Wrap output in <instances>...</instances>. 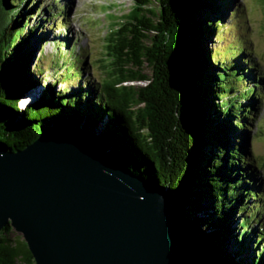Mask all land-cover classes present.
I'll list each match as a JSON object with an SVG mask.
<instances>
[{
	"label": "trees",
	"instance_id": "16d2710c",
	"mask_svg": "<svg viewBox=\"0 0 264 264\" xmlns=\"http://www.w3.org/2000/svg\"><path fill=\"white\" fill-rule=\"evenodd\" d=\"M132 1L133 11L116 21L105 39L109 59L105 79L93 80L87 56L76 51L82 57L81 76L68 78L61 56L67 58L73 50L64 53L58 42L57 54L48 65L58 74L61 69L63 78L57 74L56 82L43 81L39 86L35 75L45 73L40 63L49 59L36 56L47 44V33L36 36L44 24L68 26L59 21L67 16L64 6L56 3L34 25L33 12L43 11L40 0H0V139L4 148L17 150L47 128L94 134L114 162L185 204L192 230L228 264H264L263 178L251 152L255 124L264 135V122L258 123L264 72L253 55L249 60V55L242 54L233 62L220 55L219 29L240 9L238 0H162L172 23L176 6L181 12V21L177 20L178 27L184 25L180 44L189 57L185 93L200 133L197 145L183 143L182 154L175 147L171 155L165 153L161 140L169 124L160 121L157 112L154 119L150 113L156 104L153 88L139 90L124 84L141 78L135 69L142 63L140 37L152 0ZM68 42L69 38L65 47ZM216 43L220 47L209 50L207 46ZM33 62H39L36 72ZM85 74L88 80H83ZM61 79L69 86L55 90ZM37 87H42L39 101L19 108L20 100ZM141 103L147 107L138 108ZM11 232L7 228L0 233V264H36L26 242Z\"/></svg>",
	"mask_w": 264,
	"mask_h": 264
},
{
	"label": "water",
	"instance_id": "95a60500",
	"mask_svg": "<svg viewBox=\"0 0 264 264\" xmlns=\"http://www.w3.org/2000/svg\"><path fill=\"white\" fill-rule=\"evenodd\" d=\"M167 9L162 0L146 7L141 78L124 84L153 88L150 113L168 122L161 140L171 155L197 145L200 133L185 93L181 12L176 6L172 23ZM7 228L36 264H228L192 230L185 204L114 162L101 139L82 130L47 128L17 150L0 139V233Z\"/></svg>",
	"mask_w": 264,
	"mask_h": 264
},
{
	"label": "rangeland",
	"instance_id": "374dc122",
	"mask_svg": "<svg viewBox=\"0 0 264 264\" xmlns=\"http://www.w3.org/2000/svg\"><path fill=\"white\" fill-rule=\"evenodd\" d=\"M42 12H38L36 9L33 12L32 21L34 25L40 21L41 17H44L45 12L54 8L56 3H61L64 6V12L67 13L66 17L61 16L59 21L61 24H67V27H61L56 25L44 24L39 29L36 37H40L41 33H47V44L42 53H37L36 56H46L48 62H42L40 65L45 67V73L34 74L39 86L43 84V81H47L49 85L56 82L57 79L63 78V71L59 69V74L55 70L50 69L48 63L53 56L57 54L58 42H61V48L64 53L68 52L72 48L67 58L61 56V61L66 63V76L79 77L81 76L80 63L82 57L76 55L75 51L82 53L83 57L87 56L86 63L90 65L91 78L97 83L106 78V74L109 71V59L106 51V37L113 28V24L119 21L122 17L127 16L134 8V1L132 0H40ZM240 9L233 15L229 24H221L220 37L221 47L219 43L216 45L207 46L210 49L220 47V55L225 61H235L242 54L251 55L255 57L257 62L260 63L261 71L264 72V0H238ZM32 5H30L31 7ZM32 8V7H31ZM58 21V22H59ZM69 38L71 42L69 47H65L64 42ZM67 43V44H68ZM58 45V46H57ZM57 46V47H56ZM36 52V51H35ZM79 54V53H78ZM34 63V62H33ZM35 72L39 62H35ZM68 69V72H67ZM59 76H58V75ZM45 78V79H44ZM83 80H88L87 74L84 75ZM55 85V90H62L67 88L68 82L60 80ZM262 88V86H258ZM46 88V86H45ZM259 88V89H260ZM243 90L242 87H240ZM42 92L40 89L34 88L27 96L20 100V105L26 107L30 103L39 101ZM258 123L264 122V101L262 102L261 109L258 112ZM255 128L251 129V136L254 137V141L251 142V152L254 158L257 159L259 166H261V174L263 178V190H264V135L257 130V124ZM100 139V138H99ZM263 204V203H262ZM242 215L239 216V218ZM17 232L13 231V235Z\"/></svg>",
	"mask_w": 264,
	"mask_h": 264
}]
</instances>
